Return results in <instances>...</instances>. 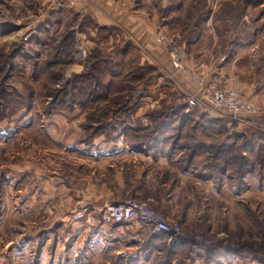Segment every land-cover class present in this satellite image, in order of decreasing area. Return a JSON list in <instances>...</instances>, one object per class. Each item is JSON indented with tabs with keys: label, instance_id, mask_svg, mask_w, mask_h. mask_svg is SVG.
Here are the masks:
<instances>
[{
	"label": "rangeland",
	"instance_id": "rangeland-1",
	"mask_svg": "<svg viewBox=\"0 0 264 264\" xmlns=\"http://www.w3.org/2000/svg\"><path fill=\"white\" fill-rule=\"evenodd\" d=\"M162 35L182 52L180 68ZM209 87L239 92L252 109L225 117L198 99ZM227 135L235 143L222 148ZM119 139L157 158L180 154L182 171L204 152L191 173L210 188L195 180L174 193L176 208L151 206L181 226L171 261L264 264V0H0V264H79L81 243L110 226L105 209L138 197L141 173L133 185L117 165L134 159L99 166L94 156ZM237 157H249L251 174ZM176 179L158 190L169 194Z\"/></svg>",
	"mask_w": 264,
	"mask_h": 264
},
{
	"label": "crops",
	"instance_id": "crops-1",
	"mask_svg": "<svg viewBox=\"0 0 264 264\" xmlns=\"http://www.w3.org/2000/svg\"><path fill=\"white\" fill-rule=\"evenodd\" d=\"M144 17L145 20L143 22L147 23V16ZM194 65L195 67L193 68V70L202 71L203 73H213L209 70L211 68V65L204 66L197 65L196 63ZM212 76L213 75L206 76V78L210 79L212 78ZM205 115L212 119L218 118V116H216V114L214 113H206ZM221 118L225 117L221 116ZM147 133H152V131L149 130ZM207 134L209 135V138L212 135V133L209 132H207ZM181 135L183 138L189 135L194 136L196 138V140L193 142L195 147L198 145H202V148L208 147L206 146L208 142L199 140V138L194 133L192 134L185 130L184 133H181ZM163 137V135L160 136L161 141L158 143V147H161V145L167 146L170 144H165L166 142ZM121 142H123V140L119 139L112 144L113 146H109L107 149H105V151L99 150L96 154H94V156L97 159V164H99V166L103 165L104 163L109 164L110 162L108 161L114 162V160L119 157H129V162L134 159L133 163L127 164V166H124L123 164H117L119 167L122 165V167L120 168L121 173L124 171L123 173L125 174L126 178H129L133 181V185L135 179L140 177V173L143 177L142 184L138 186L137 189L135 187L133 188L136 189L138 197L132 199L146 201L150 206H153L155 204L157 205L158 201L160 207L164 212L167 213L168 211L166 209H168L169 207L176 208V205L173 206L171 203L174 202V193L177 192V189L179 187L181 188L186 183L194 182L195 180L198 181L197 183H203L204 185L209 186V188L212 184V182L208 179L202 181L201 179L196 178V176L191 173V170L188 172H186L187 170L182 171L181 168L183 167L179 162L180 154L177 155L176 158H168L166 157V155L157 158L151 154L152 149H149V152H138L135 147H138L139 150H141L140 147L145 148V146L141 144L132 146H124V144H122V146H119V143ZM196 148L198 149V147ZM158 150L160 151V149ZM136 160H138L139 162H136ZM182 163L185 164L184 159ZM115 164L116 163H113L110 167L113 168ZM188 168L192 169L190 165L188 166ZM157 169H165V171L158 173ZM101 173L104 172H98L96 174V179L100 180ZM169 173H171L174 178L175 176H177L175 183L176 189H174L169 194L168 192H166V195H164L158 190L157 182H160V180L168 176ZM111 174L112 177L115 176V179H117L116 171H113ZM124 178L122 175L117 180L118 183H124ZM101 181V183H103V179H101ZM147 189L150 191V194L148 193ZM156 190L160 195H154V192ZM140 195H145L148 198H143ZM108 205L109 204L106 203L100 209H104ZM98 228V236L101 235L100 240L85 241L81 243L80 247L84 248V250L83 252H81V256L79 258L76 257L78 259H75L79 264H171V262L172 264H175V261H171L172 255H175V252L171 249L169 244L166 243V236L152 234L150 236H147L145 235L146 232L143 230V226L141 225L123 226L122 224H112L110 226H99ZM108 239L112 240L109 241ZM165 250H167L166 258L163 257L165 254Z\"/></svg>",
	"mask_w": 264,
	"mask_h": 264
},
{
	"label": "built area",
	"instance_id": "built-area-1",
	"mask_svg": "<svg viewBox=\"0 0 264 264\" xmlns=\"http://www.w3.org/2000/svg\"><path fill=\"white\" fill-rule=\"evenodd\" d=\"M159 36V43L170 49V57L175 68H180L182 63V52L167 43L166 35ZM200 101L207 102L214 108L224 112V116L238 118L244 112L252 109L250 103L246 102L239 92L233 89H214L209 87L202 90L197 96ZM190 106H197V100L191 99ZM190 109V108H189ZM105 225L114 223L139 222L145 230L152 235H162L168 238L171 248L178 246L183 240L180 225L171 224L164 216L158 214L146 201L130 199L125 202H118L108 206L102 216Z\"/></svg>",
	"mask_w": 264,
	"mask_h": 264
},
{
	"label": "trees",
	"instance_id": "trees-1",
	"mask_svg": "<svg viewBox=\"0 0 264 264\" xmlns=\"http://www.w3.org/2000/svg\"><path fill=\"white\" fill-rule=\"evenodd\" d=\"M18 52H21L22 53V50H18ZM89 78H91L90 76H88V79ZM102 97V96H101ZM172 121V120H171ZM165 129H168V128H165ZM180 129V130H179ZM178 129V135H180L179 134V132H181V126H180V128ZM199 129V127H197V130ZM151 131V130H150ZM166 131V130H165ZM166 132H168V131H166ZM189 132V131H188ZM189 133H192L193 134V132H189ZM177 135V136H178ZM160 136H162V135H160ZM160 136H156V137H160ZM172 136V137H171ZM228 137H226L225 136V139H226V141H227V143H224V144H226V145H224V146H222V148H224V147H228V142H230L231 141V143H235L234 141H232L231 140V137L229 136V135H227ZM173 137H174V134H168V136H164L163 138H164V140H165V144H168V143H170V140L171 139H173ZM193 143V142H192ZM230 145V144H229ZM154 146H156V145H154ZM134 147V146H133ZM175 147V146H174ZM197 147H202V145H198ZM256 147H257V149L258 148H260L261 146L258 144V143H251V148H253V149H256ZM135 148H137V147H135ZM154 148H156V147H154ZM178 148L177 147H175V150H177ZM199 151H201V150H199ZM202 153H204V152H202ZM201 152H196V153H192L191 155H189L188 156V158L185 160V171L186 172H188V171H190L191 170V168H188V166L190 165V167H192L193 168V164H196V163H198L200 160L199 159H202V158H206L205 156H203V154H202ZM160 154L161 155H164V154H166L165 153V151L164 150H162L161 152H160ZM167 156H170V154H166ZM230 155V154H229ZM261 156V154L259 153L258 154V156H257V160L261 163V164H263L264 165V159H261V158H259ZM263 157V156H262ZM238 159H242V165H246V169H245V167H243L244 168V172H246V173H249V174H251V166L253 165V162H248V158L249 157H244V158H240V157H237ZM231 157L229 158V159H227L225 162H233V160H231ZM237 162H235V164H236ZM248 167H249V169H248ZM245 175V173H243L242 174V176H241V179H243V180H241V182H240V184H245V180L246 179H244V178H242L243 176ZM247 175V174H246ZM200 176L201 177H204L202 174H200ZM208 177V176H207ZM209 178V177H208ZM247 178H248V176H247ZM264 182V181H263Z\"/></svg>",
	"mask_w": 264,
	"mask_h": 264
}]
</instances>
